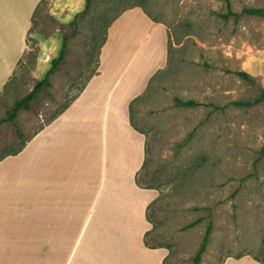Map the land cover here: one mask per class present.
<instances>
[{
    "label": "rangeland",
    "instance_id": "obj_1",
    "mask_svg": "<svg viewBox=\"0 0 264 264\" xmlns=\"http://www.w3.org/2000/svg\"><path fill=\"white\" fill-rule=\"evenodd\" d=\"M134 6L169 31L168 64L131 106L133 125L146 135L138 181L159 191L148 206L146 239L169 248L165 264H194L212 222L201 264L243 256L264 263V101L233 103L253 100L264 89V16L243 12L264 7V0H92L76 25L58 20L51 0H43L26 53L0 87V160L20 151L78 96L97 70L110 24ZM65 35L67 55L51 85L29 110L5 120L45 76ZM177 97L201 104L177 106Z\"/></svg>",
    "mask_w": 264,
    "mask_h": 264
},
{
    "label": "crops",
    "instance_id": "obj_2",
    "mask_svg": "<svg viewBox=\"0 0 264 264\" xmlns=\"http://www.w3.org/2000/svg\"><path fill=\"white\" fill-rule=\"evenodd\" d=\"M42 1L0 0V87L26 53ZM85 6L51 0V14L69 22ZM168 59V28L142 7L110 24L78 96L0 160V264H165L169 248L145 244L159 191L137 183L146 135L133 125L131 106ZM224 264L264 263L243 256Z\"/></svg>",
    "mask_w": 264,
    "mask_h": 264
},
{
    "label": "trees",
    "instance_id": "obj_3",
    "mask_svg": "<svg viewBox=\"0 0 264 264\" xmlns=\"http://www.w3.org/2000/svg\"><path fill=\"white\" fill-rule=\"evenodd\" d=\"M91 1L92 0H86V6H85V8L81 12H79V13L76 14L75 18L71 21V24L72 25H76L77 18L79 17L80 14L86 13L90 9ZM243 12L244 13H247V14H250V15L264 16V7H248V8H245L243 10ZM68 38L69 37L67 35H65L63 37L64 41H63V44H62V49L60 51V54L57 57H54L52 59V61H51V64L52 65L47 70L45 76L35 84V86L33 87V89L28 94H26L24 97H22L21 99H18V100H16L14 102V104L12 105V107L9 109L8 116H7V118L5 120H7V121H13V120L16 119L18 113L21 110H29L31 108V102L37 97L38 93L44 87H47V86H50L51 85V81H50L51 75L53 74V72L55 71V69L58 67V65L62 61L65 60V57L67 55V40H68ZM238 74L240 76H242L246 80H249V81H253L254 80L253 77L251 76V74L249 72H247V71H239ZM262 101H264V89H262L261 95L258 96V97H256L253 100H248V101L237 100V101H234L233 103L236 104V105H239V106H252V105L257 104V103H260ZM175 102H176V105L177 106H187V107L197 106V105L201 104V103H199L195 99L185 100V99H182V98H179V97H177L175 99ZM136 179H137L138 185H140L141 187L151 188V186H142L139 183V181H138V175H137ZM201 220H202V218H199L198 220H196V221H194V222H192V223L184 226L182 229L190 228V227L196 225V223L199 222V221H201ZM211 233H212V222H210L208 224L207 229H206V232H205L204 237H203V240L201 242V245H200L198 251L196 252V254H195L194 258H193L194 264H201L202 259H203V254L205 253V251L207 249V246L209 244V241H210ZM147 234L148 233H146V237H147ZM146 237H145V244L148 247H151V248L163 247V246L151 245L148 242V240L146 239ZM263 239H264V237H263Z\"/></svg>",
    "mask_w": 264,
    "mask_h": 264
}]
</instances>
